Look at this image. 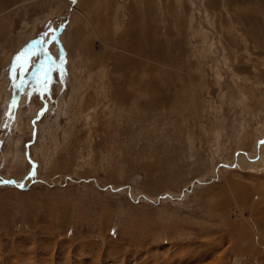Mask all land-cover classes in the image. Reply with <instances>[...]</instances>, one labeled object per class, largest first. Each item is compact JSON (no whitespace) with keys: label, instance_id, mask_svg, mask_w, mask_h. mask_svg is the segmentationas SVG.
<instances>
[{"label":"rangeland","instance_id":"obj_1","mask_svg":"<svg viewBox=\"0 0 264 264\" xmlns=\"http://www.w3.org/2000/svg\"><path fill=\"white\" fill-rule=\"evenodd\" d=\"M0 178V264H264V0H0Z\"/></svg>","mask_w":264,"mask_h":264},{"label":"snow or ice","instance_id":"obj_2","mask_svg":"<svg viewBox=\"0 0 264 264\" xmlns=\"http://www.w3.org/2000/svg\"><path fill=\"white\" fill-rule=\"evenodd\" d=\"M22 59L24 61V63H21L22 62ZM26 63H27V54H26V50L25 49H22L20 53H18L14 58H13V62L9 68V73L10 75L13 76V78L15 77V72L17 70V68H20L21 69V75H23V71L25 69V66H26ZM45 79H46V83L44 84L43 88L39 89V94L41 96L44 95V93L46 91H48V86L50 85L51 81L50 79H48L47 77V72L45 73ZM46 109H42L41 112L38 114L37 118H39L40 115H43V112L45 111ZM11 119H14V115H12L10 117ZM5 126H7V122L5 123ZM31 175V173H30ZM0 183H16L15 181H5L3 180L2 178H0Z\"/></svg>","mask_w":264,"mask_h":264},{"label":"crops","instance_id":"obj_3","mask_svg":"<svg viewBox=\"0 0 264 264\" xmlns=\"http://www.w3.org/2000/svg\"><path fill=\"white\" fill-rule=\"evenodd\" d=\"M44 79H45V77H44ZM11 95H14V94L12 93Z\"/></svg>","mask_w":264,"mask_h":264}]
</instances>
